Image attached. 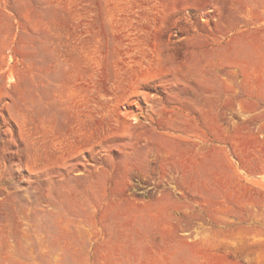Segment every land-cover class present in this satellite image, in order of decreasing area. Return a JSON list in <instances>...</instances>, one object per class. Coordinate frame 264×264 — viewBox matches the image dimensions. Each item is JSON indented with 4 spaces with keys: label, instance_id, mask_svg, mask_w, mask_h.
Returning <instances> with one entry per match:
<instances>
[{
    "label": "rangeland",
    "instance_id": "rangeland-1",
    "mask_svg": "<svg viewBox=\"0 0 264 264\" xmlns=\"http://www.w3.org/2000/svg\"><path fill=\"white\" fill-rule=\"evenodd\" d=\"M0 264H264V0H0Z\"/></svg>",
    "mask_w": 264,
    "mask_h": 264
}]
</instances>
